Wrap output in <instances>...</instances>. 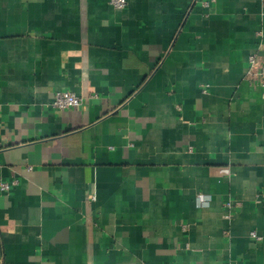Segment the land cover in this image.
<instances>
[{"label": "crops", "instance_id": "1", "mask_svg": "<svg viewBox=\"0 0 264 264\" xmlns=\"http://www.w3.org/2000/svg\"><path fill=\"white\" fill-rule=\"evenodd\" d=\"M253 54L264 0H0V264H264Z\"/></svg>", "mask_w": 264, "mask_h": 264}, {"label": "built area", "instance_id": "2", "mask_svg": "<svg viewBox=\"0 0 264 264\" xmlns=\"http://www.w3.org/2000/svg\"><path fill=\"white\" fill-rule=\"evenodd\" d=\"M110 3L118 9H123L128 6V0H109ZM249 76L252 79H256L259 85L264 88V65H260L258 56L253 54L249 58ZM264 96V93H263ZM88 97H97V95H89ZM84 97H80L71 91H59L55 94V99L53 102V107L57 109H65L70 107H77L82 104ZM14 185L16 183H13ZM13 184L0 183L1 191H9ZM95 195L91 196V200H95ZM250 236L258 241L263 240V237L259 236L256 232H252Z\"/></svg>", "mask_w": 264, "mask_h": 264}]
</instances>
